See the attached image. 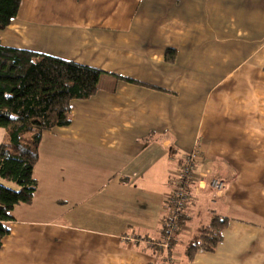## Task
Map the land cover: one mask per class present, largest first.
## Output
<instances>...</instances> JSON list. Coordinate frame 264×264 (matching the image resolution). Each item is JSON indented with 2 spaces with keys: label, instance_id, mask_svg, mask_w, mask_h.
Returning <instances> with one entry per match:
<instances>
[{
  "label": "crops",
  "instance_id": "crops-1",
  "mask_svg": "<svg viewBox=\"0 0 264 264\" xmlns=\"http://www.w3.org/2000/svg\"><path fill=\"white\" fill-rule=\"evenodd\" d=\"M0 41L104 72L71 123L44 132L0 264H264V0H22ZM213 178L226 182L215 199ZM216 217L222 239L188 257Z\"/></svg>",
  "mask_w": 264,
  "mask_h": 264
},
{
  "label": "trees",
  "instance_id": "trees-1",
  "mask_svg": "<svg viewBox=\"0 0 264 264\" xmlns=\"http://www.w3.org/2000/svg\"><path fill=\"white\" fill-rule=\"evenodd\" d=\"M21 2L0 0V30L17 17ZM102 73L95 66L0 41V128L9 139L0 144V177L19 186L16 190L0 184V249L10 233L14 207L30 204L38 189L34 167L44 132L71 123L72 101L95 94ZM185 219L183 214L179 225ZM224 223L225 218L216 217L201 227L187 245L188 257L198 249L213 250L222 239Z\"/></svg>",
  "mask_w": 264,
  "mask_h": 264
},
{
  "label": "built area",
  "instance_id": "built-area-1",
  "mask_svg": "<svg viewBox=\"0 0 264 264\" xmlns=\"http://www.w3.org/2000/svg\"><path fill=\"white\" fill-rule=\"evenodd\" d=\"M197 154V150L189 153L180 165L179 175L176 180L178 186L170 198L172 213L166 223L165 240L161 243L164 248L170 247L174 233L179 228V220L183 216L187 202L192 196L189 184L194 179V160ZM209 188L210 194L216 198L226 189V182L222 179L213 178L210 181Z\"/></svg>",
  "mask_w": 264,
  "mask_h": 264
},
{
  "label": "rangeland",
  "instance_id": "rangeland-1",
  "mask_svg": "<svg viewBox=\"0 0 264 264\" xmlns=\"http://www.w3.org/2000/svg\"><path fill=\"white\" fill-rule=\"evenodd\" d=\"M6 134H8V132L6 131ZM9 139L6 140V142L8 141ZM2 181V182H1ZM0 184H3L7 187H10V188H13V189H16L18 190L19 189V186L14 183V182H11V181H7L6 179H3L2 177H0ZM210 197L212 199H215V197H213L211 194H210ZM217 198V197H216Z\"/></svg>",
  "mask_w": 264,
  "mask_h": 264
}]
</instances>
